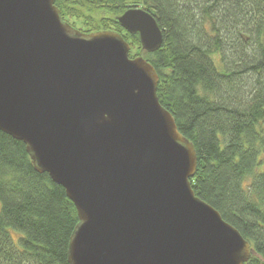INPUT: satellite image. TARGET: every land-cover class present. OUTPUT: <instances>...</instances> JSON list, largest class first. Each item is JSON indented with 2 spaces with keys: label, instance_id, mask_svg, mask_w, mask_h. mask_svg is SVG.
<instances>
[{
  "label": "water",
  "instance_id": "1",
  "mask_svg": "<svg viewBox=\"0 0 264 264\" xmlns=\"http://www.w3.org/2000/svg\"><path fill=\"white\" fill-rule=\"evenodd\" d=\"M117 21L143 51L161 48L146 10ZM130 46L75 30L56 0H0V131L76 206L69 264H247L251 243L196 196L195 147Z\"/></svg>",
  "mask_w": 264,
  "mask_h": 264
},
{
  "label": "trees",
  "instance_id": "2",
  "mask_svg": "<svg viewBox=\"0 0 264 264\" xmlns=\"http://www.w3.org/2000/svg\"><path fill=\"white\" fill-rule=\"evenodd\" d=\"M56 6L65 22L90 28L80 32H116L134 58L153 65L157 98L197 153L193 191L251 243L247 264H264V0H56ZM135 8L149 12L163 32L156 52L143 51L139 36L117 21ZM25 146L0 131V264H69L80 224L76 206L36 170Z\"/></svg>",
  "mask_w": 264,
  "mask_h": 264
},
{
  "label": "rangeland",
  "instance_id": "3",
  "mask_svg": "<svg viewBox=\"0 0 264 264\" xmlns=\"http://www.w3.org/2000/svg\"><path fill=\"white\" fill-rule=\"evenodd\" d=\"M71 25L72 24H75L74 26V28L75 29H77V30H83V31H88V30H90V28H88L83 22H77V21H75V20H71L70 22H69ZM73 26V25H72ZM131 57H133V55H131ZM1 206V205H0Z\"/></svg>",
  "mask_w": 264,
  "mask_h": 264
}]
</instances>
